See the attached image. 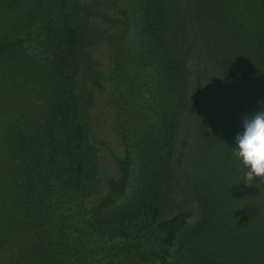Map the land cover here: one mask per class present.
<instances>
[{
	"label": "rangeland",
	"instance_id": "374dc122",
	"mask_svg": "<svg viewBox=\"0 0 264 264\" xmlns=\"http://www.w3.org/2000/svg\"><path fill=\"white\" fill-rule=\"evenodd\" d=\"M166 2L168 46L175 58L185 61L188 92L176 139L173 174L162 189L163 217L192 212L174 248L177 261L170 264H202L214 253L221 256L220 264H264V246L258 250L252 232L253 228L258 231L259 222L264 227V187L236 178L216 184V163L223 156L220 147L211 144L217 139L214 135L218 129L228 127L221 109L223 73L230 70L227 61L252 50V32L258 23H264V0ZM69 3L80 40V59L76 90L59 125L61 152L57 166L67 204L90 217L109 194L111 180L121 176L127 143L134 159L128 195L132 198L137 193L139 136L146 123L156 119L166 78L161 73V59H147L150 45L144 33L143 0ZM242 15L247 19L244 26ZM62 20L59 0H0V40L34 29L42 33L24 57L9 55L0 63V218L12 213L9 205L17 191L20 166L33 168L38 190L49 179L48 135L62 102L64 82L58 64L49 62L46 56L50 55L40 51L50 49V45L60 46L65 37ZM200 77L202 95L200 105L194 108ZM261 98L264 105L263 93ZM80 125L85 128L83 138L76 132ZM211 184L220 199L215 198L217 205L204 221L202 197ZM259 188H263L261 196ZM126 200L119 198L120 202ZM30 217L7 231L11 243L0 251V259L7 264L44 261L41 235ZM115 248L114 252L109 250L113 257L100 264H157L152 252L137 242ZM193 257L198 262L192 261Z\"/></svg>",
	"mask_w": 264,
	"mask_h": 264
},
{
	"label": "trees",
	"instance_id": "16d2710c",
	"mask_svg": "<svg viewBox=\"0 0 264 264\" xmlns=\"http://www.w3.org/2000/svg\"><path fill=\"white\" fill-rule=\"evenodd\" d=\"M69 1L59 0L65 30V37L60 46L50 45V49L40 51L42 55H50L46 56L49 62L58 64L64 82L62 102L48 135L46 168L49 179L46 185L38 190L34 183L33 168L30 165L19 167L16 175L17 191L14 193L16 197H11L9 205L12 213L8 217L0 218V251L2 253L11 243L8 229L31 216L41 235L40 245L45 250L44 255H41V260L44 261L40 264H100L113 257L109 255L110 249L114 252L117 250L115 247L136 242L152 252L157 264H170L177 261L174 248L188 225L192 212L179 211L163 217L162 189L167 178L173 174L176 139L185 115L186 91L188 92L185 61L175 58L168 46L167 2L143 0L144 33L150 45V55L147 59H161V73L163 78H166V91L160 95L162 102L161 107L156 109V119L151 121V124L146 123L139 136L137 193L132 198L128 195L133 178L134 159L127 143L126 156L121 164V176L111 180L109 194L101 200L98 209L89 217L78 207L75 209L67 204L63 197L65 187H62L63 180L57 166L61 152L59 125L67 111L69 97L76 90L74 87L77 83L80 59V40L73 23ZM241 19L244 26L247 19L243 15ZM252 33L250 53L231 57L226 65L230 70L223 73L224 100L221 109L226 114L228 127L226 130L223 127V131L218 129V133L214 135L216 141L212 135L211 144L219 146L223 156L216 163L219 165V177H214L219 181L216 184L229 182L231 178L243 181L244 174L232 155L231 147L234 145L235 134L242 128L243 117L260 112L261 108L264 110L261 98L262 93L264 94V23H258ZM40 34L34 29L26 31L22 36L14 35L12 38L0 40V63L9 55L20 54L24 57L26 51L33 48L36 40L41 39ZM43 42L46 44L48 41ZM202 87L200 77L196 88L198 95L193 102L194 108L200 105ZM84 129L83 125L76 129L82 138ZM79 168H82L81 162ZM255 182L259 187H264V177L256 178ZM262 189H258V196L262 195ZM216 191L211 184L207 195L202 197L206 207L204 221L209 220L210 210L217 205L215 198L220 199L219 192ZM120 197H127V200L120 202ZM261 215L264 222V212ZM258 227V231L253 228L252 232L258 241L259 250L264 246V227L260 222ZM220 258L219 254L214 253L202 264H220ZM194 259L198 262L195 257L191 258L192 261ZM0 264L7 262L0 259Z\"/></svg>",
	"mask_w": 264,
	"mask_h": 264
},
{
	"label": "clouds",
	"instance_id": "9594fccd",
	"mask_svg": "<svg viewBox=\"0 0 264 264\" xmlns=\"http://www.w3.org/2000/svg\"><path fill=\"white\" fill-rule=\"evenodd\" d=\"M231 149L245 183L252 184L256 178L264 177V111L243 117Z\"/></svg>",
	"mask_w": 264,
	"mask_h": 264
}]
</instances>
